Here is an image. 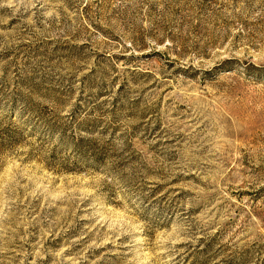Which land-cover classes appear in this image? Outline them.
I'll list each match as a JSON object with an SVG mask.
<instances>
[{
  "label": "rangeland",
  "instance_id": "1",
  "mask_svg": "<svg viewBox=\"0 0 264 264\" xmlns=\"http://www.w3.org/2000/svg\"><path fill=\"white\" fill-rule=\"evenodd\" d=\"M0 264H264V0H0Z\"/></svg>",
  "mask_w": 264,
  "mask_h": 264
}]
</instances>
